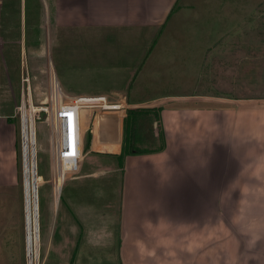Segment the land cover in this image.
Here are the masks:
<instances>
[{
	"label": "crops",
	"instance_id": "1",
	"mask_svg": "<svg viewBox=\"0 0 264 264\" xmlns=\"http://www.w3.org/2000/svg\"><path fill=\"white\" fill-rule=\"evenodd\" d=\"M41 1L44 10V19L41 24L44 44L37 50V54H46L42 56L45 59L44 67H46L44 73L48 72V77L55 76L62 88L67 81L64 78L63 68L59 72V68L57 70L53 63L51 28L67 29V32H70V29H77L80 33L87 32V29H95L96 36L99 33L103 35L102 40L98 39L101 40L99 43L107 44L106 46L112 50L111 41L107 40V36L117 31L150 35L152 38V31L166 26L165 24L176 14L181 0ZM184 1L187 4L188 0ZM1 3L2 0H0V8ZM18 29L20 82L23 59L26 60L28 71L30 70L25 47L24 0H20ZM7 34L9 33L0 31V64L5 76V79L0 80V186L13 184L16 159L15 120L17 118L15 117L18 113L16 107L20 98V85L19 96H16L3 59ZM119 39L123 44L124 40ZM98 48L96 46L95 50L99 55H104L102 58L113 55L110 49L100 53ZM118 54L121 60L124 56H130L121 54L119 50ZM91 55L82 53L79 56L88 61ZM96 56L94 62H100L102 58L99 59L98 54ZM104 65V70L112 69L114 66L113 64ZM98 66L101 65L98 64ZM115 67L118 71L124 69L121 62ZM76 69L74 68V72ZM85 73L89 74L88 71ZM97 73L99 75L100 71ZM30 74L31 71L29 76ZM89 75L92 76L91 73ZM31 87L34 103L33 92H37L36 85L33 87L31 84ZM64 87L62 91L72 95V98L106 96L113 102H119L112 103L113 105L134 108L165 106L159 110V129L161 128L163 133L164 149L145 154H124L122 165L119 166L112 156L120 154L122 150L123 128L121 129L120 120L118 124L112 122V127L111 122L105 124L101 122L99 114L96 118V132L91 131L90 150L106 151V158L100 159L99 164L94 162L85 166V163H82L81 167L74 171L78 173H74L70 179L82 174L83 171L82 177L66 180L56 208L54 209L53 204L51 207V221H47V227L49 242L53 236L51 243H54L53 254L56 260L61 259L58 254L59 249V253L72 251L76 246L75 238L79 235L80 240L74 255L76 264H80L83 259L86 260L78 253L79 247L80 251H87L90 257L94 255V252L103 253V256L92 260L91 264H118V248L121 264H127L134 259L151 260L159 264L160 262L161 264H177L181 256H177L176 253L185 251L183 248L172 251L170 248L167 250L159 248L153 242L146 244L145 236L148 234L159 236L162 228L170 234L172 227H178L173 219L184 218L183 221H187V226L182 233L193 236L195 230V238H189L186 245L189 248L187 252L193 255L189 264H197V262L201 264L203 259L200 262V254L205 251L208 254L209 249H212L210 252L213 255L205 258L204 264H209L212 259H218L220 264H264V99H210L209 101L227 102L233 105L221 107L222 109L216 111L222 113L220 117L224 116L221 120L220 117L211 118L214 111L209 107L172 106L176 101L202 102L205 101L204 98L153 97L140 102H129L126 95L124 101L113 100L111 96L118 91H124L123 93L126 94L125 87L84 90L66 89L67 87L64 89ZM70 90L75 93L71 94ZM65 96L70 98L66 94ZM150 101H154V104L146 105ZM35 105L34 103L31 106L38 108ZM110 107L119 108V106ZM41 124L47 128L45 123ZM159 129H155L156 137ZM102 133L105 138L101 139L99 135ZM116 143L118 147L114 150L111 144ZM210 161L215 164H212L215 170L209 168ZM67 169V163L64 162L62 171ZM87 172L94 173L87 176ZM35 175L38 186L42 183V179L37 173ZM92 177H95L96 181H93ZM180 185L185 187V202L176 192ZM209 188L216 205L217 220L211 227ZM179 203L187 204V212L184 213L178 209ZM24 219L26 225V211L23 224ZM198 221L201 224H198ZM24 227L26 235V226ZM37 230L39 243L38 217ZM161 252H163L162 256ZM244 256H247L248 260H244L246 259ZM65 257L63 256L64 259ZM37 258L38 247L36 261Z\"/></svg>",
	"mask_w": 264,
	"mask_h": 264
},
{
	"label": "rangeland",
	"instance_id": "2",
	"mask_svg": "<svg viewBox=\"0 0 264 264\" xmlns=\"http://www.w3.org/2000/svg\"><path fill=\"white\" fill-rule=\"evenodd\" d=\"M185 3L186 1L184 0L180 1L179 10L167 22V24H165L166 26L152 31V42H155V45L150 50L144 52L148 47L144 48V50L142 47L132 48L130 45L126 46L118 41L120 42L118 50L121 51V54L123 55L128 54L129 51H133L134 49L143 50V53L137 58H135L136 54H133L131 58H134V60H132L131 68L129 67L126 70L118 71L116 70L117 67L114 65L112 66V69L104 70L105 65L102 60H99L100 62H94L89 68H86L83 64L85 67L77 68L76 72H74V68L67 69L68 67H63V71L66 73L65 75L63 72L64 78L67 81L63 85V87L65 86L64 89L66 87V89L77 88L81 90L88 88L104 89L116 86L119 88L125 87L127 90H125L127 92L126 94L123 93L124 95H122L121 91H118L114 92L111 96H113V100L118 99V101H124L126 95L129 102H140L141 100H147L153 97H161V99L173 97L204 98L205 101L202 102L176 101L172 106L182 107L189 105L201 107L202 105L209 107L214 111L211 116L212 119H216L222 115V113L216 112L217 110L222 109L221 107H230L233 105L227 102L209 101L210 99H264V0H188L187 4ZM120 35L121 39H123L126 44L131 41L128 34L125 35L120 33ZM67 36L74 38L72 35ZM95 40V44L99 47L98 49L100 53H104L109 49L111 50L110 47L106 46L107 44L99 43L102 39ZM87 45L88 44H83L85 53L88 52L89 47ZM72 52L75 57H78L79 55L81 56V54L84 53L81 46L70 51V53ZM66 55H69V53L67 52ZM42 56H46V54L39 53V55H35L36 59ZM23 63H26L25 59H23ZM98 64L101 66H98ZM96 69L97 71H100L99 75ZM58 71L60 72L62 69L59 68ZM86 71H88L89 74L91 73L92 76L89 74L87 75L85 73ZM47 85L48 72L45 73V79L42 78V81L36 84V95L38 100H42L40 103H42L46 97ZM63 93L70 98L73 97L64 92V90ZM64 98L66 99L67 97L65 96ZM108 100H110V98ZM152 103L154 104V101H150L146 105H152ZM163 107L165 106L156 108H159L158 110H160ZM127 111L128 109L122 110V112L100 111L99 108L95 111L90 110V112L89 110H83L81 121L84 130V147L86 144V130L90 129L92 132H96V118L99 117V114L117 112V114H119L118 120H120L122 129L124 128V122L128 116ZM119 112H121V114ZM28 114L29 109L27 117L24 118L22 116V129L23 119L26 121L25 125L28 122ZM41 116V119H43V115ZM15 118H17V121L15 120L16 159L13 184L0 186V264H26V244L24 243L25 219L23 224V217L25 214V180L22 163L23 137L21 133L22 129L20 126L19 113H17ZM223 118L224 116L219 119L222 120ZM106 121L113 122L108 121V119ZM35 124L36 138L38 139L39 144L42 146L47 145V131L45 126H43L41 122H36ZM157 125L156 123H150L146 118L141 120L139 131L145 140L143 144L144 148H152L158 145V139L156 137L157 131L155 130L158 128ZM99 136L101 139L105 138L103 133ZM111 145L114 150L118 147L117 143ZM106 153V151H93L88 154V151L83 150L82 158L78 162V168L81 167L82 163H85V166L94 162L97 164L101 163L100 159H105L107 155ZM37 161L36 153V173ZM209 163V168H213V161H210ZM57 166L59 165H57L50 156L49 172L51 185L45 190L46 196L50 194V189L52 192L51 203L49 202V210L50 206L52 207V204L54 209L56 208L59 197L63 191L62 187L64 182L70 179L74 173H78L65 172L64 176L60 178V190H58L59 179L57 177ZM62 168L63 167L59 166L61 171ZM213 170L215 169L213 168ZM41 182H43V179ZM40 184L42 183H39L38 186ZM208 190L210 195L208 197L209 224L211 227L217 222L215 218L216 205L211 197V188ZM184 191L185 187L180 185L176 192L181 200L185 202ZM47 201L48 199L46 200L44 208L45 220L47 217ZM178 209L181 212H187V204L179 203ZM173 220L176 221L178 227H172L170 234L162 228L159 236L146 235V244L153 242L159 248L166 250L170 248L172 251H177V249H180L181 247L185 251L176 253L177 256H181L177 264H189L193 255L187 252L189 248H187L186 245L189 242V238H195V230L193 236L188 233H182L187 226V221H183L185 220L184 218H174ZM198 224H201V222L198 221ZM45 225H47V222ZM199 228L201 227L199 226ZM40 245L42 248L41 241L39 240L36 264H69V254H71L69 250L64 253H59V249L58 254L61 259H57V261L54 256V260L52 258L45 262L48 245L45 251L40 249ZM50 245L51 249H53L54 244L50 243L49 248ZM133 251L136 252V250ZM210 251H212V249H209L208 254L206 251L200 254V262L201 259H203L201 264L205 263V258L213 255ZM118 253L119 248L117 249V261L118 264H121ZM62 255L64 257L66 256L65 259ZM162 255L163 252H161V256ZM244 258L242 257V259L248 260L247 256H244ZM74 262L75 261H73L72 264H76ZM220 263L221 262H219L218 259H212L209 261V264ZM127 264H159V262L134 259ZM197 264L200 263L197 262Z\"/></svg>",
	"mask_w": 264,
	"mask_h": 264
},
{
	"label": "trees",
	"instance_id": "3",
	"mask_svg": "<svg viewBox=\"0 0 264 264\" xmlns=\"http://www.w3.org/2000/svg\"><path fill=\"white\" fill-rule=\"evenodd\" d=\"M19 13H20V0H2V6L0 8V31L3 33H9L5 35V48L3 49V59L5 62L6 69L8 70V78L10 82L14 86V92L16 96H19L18 88L20 85L19 82V29H18V22H19ZM24 19H25V47L26 52L28 55V62H29V69L31 70L30 74V80L33 87L35 85L42 81V78L45 79V59L44 57H40L34 59L33 56L37 55V50L44 44V33L43 29L41 27V24L44 19V10H43V4L41 0H24ZM75 30V31H74ZM67 29L62 28H51L50 29V36H51V50H52V59L54 66L57 68H63L68 67L67 69L71 68H79V67H85L89 68V66H92L94 63L96 55L98 54L99 59H101L104 55H99L96 48V40L95 39H102L101 36L102 33L97 34L95 29H87V32L80 33L77 29H70V32H67ZM125 34L130 37L131 41L126 44L125 41H123V45L134 47H142L144 48L148 47L147 50H150L155 43L152 42V38H150V35H137L133 34L131 32L121 33ZM67 35H72L74 38H71ZM107 40L111 41V47L112 50L110 51L113 55L112 56H105L102 58H106V61H104V64L107 66L117 65L118 63L123 64V70L131 68L132 59L131 57L133 54H136V57H139L143 50H137L134 49L133 51H129L128 54L131 56H124V59L121 60V57H119L118 54V48L120 45V39L121 35L117 31L113 32L112 35L107 36ZM119 37V38H118ZM104 39V38H103ZM119 39V40H118ZM120 41V42H118ZM83 44H88V52L92 54L91 59H88V61L80 58V56L75 57L74 53H70V51L75 50L78 46H81L83 48V52L85 53V49L83 47ZM67 52L72 55H66ZM92 52V53H91ZM146 52V51H144ZM63 53V54H62ZM92 57H94L92 59ZM56 62V64H55ZM87 65H83V64ZM90 63V64H89ZM111 64V65H110ZM114 68V67H113ZM37 69V70H35ZM29 70V72H30ZM5 79V76L3 74V69L0 64V80ZM71 94L75 93L74 91H69ZM124 92V91H123ZM121 92V94L123 93ZM125 93V92H124ZM86 94H101V93H86ZM33 99L34 103L38 105L41 101L38 100V97L36 96V93L33 92ZM7 103V107H8ZM128 109L127 111V119L124 122V128H123V141H122V150L120 154L113 155L112 157L116 159V163L121 166L122 165V157L124 154L128 155H134V154H145L150 152H158L162 151L164 149V137L161 128L159 129V108L156 107H122L119 109V111L122 112L123 109ZM132 108V109H130ZM121 112H119L121 114ZM119 115V114H118ZM147 119L150 123H156L158 124V135H157V141L158 145L154 148H144L143 144L145 142L144 138L140 134V122L143 119ZM108 121H113L111 117L108 118ZM46 131L47 128L45 127ZM91 130H87L86 135V144L84 147L85 151H88L89 153H92L91 151ZM142 145V146H141ZM36 153H37V174L43 179L42 184L38 186V219H39V240L41 241L42 248L40 245V249L46 250L47 245V253L45 256V262L54 258L53 249H51V245L49 248V244L53 242V236L49 242V231L46 222L49 220L51 221V206L49 210V202L51 203L52 198V192L50 189V194L46 196L45 190H47V187L51 185V178H50V170H49V161L50 156L48 152V136H47V145H40L38 142V139L36 138ZM82 174H78L77 176H74L73 179H79L84 174L83 171ZM94 172H87V176L93 174ZM72 178V177H71ZM70 179V180H73ZM93 181L95 180V177H92ZM61 197V196H60ZM47 201V217L45 220V203ZM76 240V246L71 251L70 258H69V264H72L74 261V255L77 248L78 241L80 240V236L78 235ZM54 244V243H51ZM45 245V246H44ZM44 246V247H43ZM78 253L81 254L86 260L83 259V261L80 262V264H91L92 260H95L96 258L103 256V253H96L94 252L93 256L90 257L89 253L87 251L82 252L80 251V247L78 248ZM52 255V256H51ZM45 264V263H44Z\"/></svg>",
	"mask_w": 264,
	"mask_h": 264
},
{
	"label": "built area",
	"instance_id": "4",
	"mask_svg": "<svg viewBox=\"0 0 264 264\" xmlns=\"http://www.w3.org/2000/svg\"><path fill=\"white\" fill-rule=\"evenodd\" d=\"M48 78L45 101L40 105H35L38 107V110L37 112H33L34 147L36 154L35 123H45L48 131L49 155L57 165L63 167L64 162H66L68 167L66 171H61L59 166H57V177L59 179L58 190H60V178L64 176L65 172L76 171L78 169V162L83 155L84 130L81 121L82 111L89 110L90 112V110L95 111L97 108H99L100 111H118L116 109H110L109 106L112 103L119 102L108 100L106 96L65 99V95L56 77L49 75ZM82 98H88L89 101H82ZM30 105H34L32 101V87L29 71L26 63H24L22 65V74L20 77V98L16 107V111L20 115L21 127L22 109L24 107L28 108ZM41 115H43V119H41ZM27 119L30 121L29 118Z\"/></svg>",
	"mask_w": 264,
	"mask_h": 264
},
{
	"label": "bare ground",
	"instance_id": "5",
	"mask_svg": "<svg viewBox=\"0 0 264 264\" xmlns=\"http://www.w3.org/2000/svg\"><path fill=\"white\" fill-rule=\"evenodd\" d=\"M82 101H88V98H82ZM92 100V99H91ZM110 106H119V108H111ZM110 109H116L119 111L120 108L125 107L116 104H110ZM87 107V106H85ZM29 109V120L25 125V119H23V129H22V163H23V175L25 180V211H26V235H25V244H26V264H36V252L38 247V230H37V216H36V206L37 201L35 202V194L33 192V183L32 180L36 177L34 175V164H36L35 158V147H34V132H33V121L32 115L33 112H37L38 108L29 106L28 108L24 107L22 109V116L24 118L25 114L28 113ZM83 113V111H82ZM107 122V121H106ZM31 168V170H30ZM37 184V177L35 178ZM37 198V197H36Z\"/></svg>",
	"mask_w": 264,
	"mask_h": 264
},
{
	"label": "water",
	"instance_id": "6",
	"mask_svg": "<svg viewBox=\"0 0 264 264\" xmlns=\"http://www.w3.org/2000/svg\"><path fill=\"white\" fill-rule=\"evenodd\" d=\"M101 116V122H103L104 124L106 123V120L112 116L113 118V122H115L116 124H118V114L117 112H114V113H104V114H100ZM111 126L113 127V123H111ZM115 128H117V126L115 125ZM34 175L36 174V167H35V164H34ZM32 183H33V192L35 194V202L37 201V184H36V181H35V178L32 180ZM38 203V202H37ZM38 212V208L36 206V213ZM37 216V214H36ZM38 217V216H37Z\"/></svg>",
	"mask_w": 264,
	"mask_h": 264
},
{
	"label": "clouds",
	"instance_id": "7",
	"mask_svg": "<svg viewBox=\"0 0 264 264\" xmlns=\"http://www.w3.org/2000/svg\"><path fill=\"white\" fill-rule=\"evenodd\" d=\"M36 167V166H35Z\"/></svg>",
	"mask_w": 264,
	"mask_h": 264
}]
</instances>
